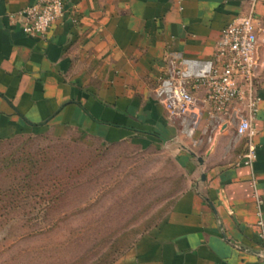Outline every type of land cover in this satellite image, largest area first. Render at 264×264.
Segmentation results:
<instances>
[{"label": "crops", "instance_id": "crops-1", "mask_svg": "<svg viewBox=\"0 0 264 264\" xmlns=\"http://www.w3.org/2000/svg\"><path fill=\"white\" fill-rule=\"evenodd\" d=\"M35 1L0 0V139L47 128L80 131L107 145L170 143L179 193L116 264H261L264 66L252 165L240 162L248 139L235 140L232 125L209 129L194 149L188 138L171 141L177 129L154 95L168 50L208 73L223 28L248 10L249 0H66L64 16L33 36L10 14ZM257 15L264 22V0ZM261 52L264 62V46ZM195 93L204 97L205 90ZM208 126L203 120L201 128Z\"/></svg>", "mask_w": 264, "mask_h": 264}, {"label": "rangeland", "instance_id": "rangeland-1", "mask_svg": "<svg viewBox=\"0 0 264 264\" xmlns=\"http://www.w3.org/2000/svg\"><path fill=\"white\" fill-rule=\"evenodd\" d=\"M49 146H56L43 175L49 185L22 189L14 208L0 201V264H116L179 193L170 143L107 145L45 128L0 139V167Z\"/></svg>", "mask_w": 264, "mask_h": 264}, {"label": "built area", "instance_id": "built-area-1", "mask_svg": "<svg viewBox=\"0 0 264 264\" xmlns=\"http://www.w3.org/2000/svg\"><path fill=\"white\" fill-rule=\"evenodd\" d=\"M65 1L37 0L19 13L10 14V20L17 22L21 17L26 34L45 35L64 16ZM259 1L249 0L248 10L223 28L208 73L199 74L180 51L165 53L167 72L154 89V95L177 129L171 141L181 144L182 137L188 138L194 149L204 142L209 129L219 132L232 125L235 140L248 139L247 151L240 162L252 165L256 160L255 121L262 100L257 90V78L259 68L264 66L261 52L264 22L257 15ZM201 88L205 90L204 97L195 93ZM205 119L209 120L210 126L201 128ZM257 200L259 224L263 227L264 214L258 195ZM261 256V264H264V252Z\"/></svg>", "mask_w": 264, "mask_h": 264}, {"label": "trees", "instance_id": "trees-1", "mask_svg": "<svg viewBox=\"0 0 264 264\" xmlns=\"http://www.w3.org/2000/svg\"><path fill=\"white\" fill-rule=\"evenodd\" d=\"M52 149H56V146L28 150L20 155H14L5 166L0 167V180L6 178L9 181L0 186V201L6 203L3 208H14L22 189H31L36 185H42L43 182L47 184L43 175H46L55 154ZM55 180L63 184V177Z\"/></svg>", "mask_w": 264, "mask_h": 264}]
</instances>
